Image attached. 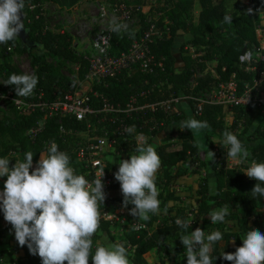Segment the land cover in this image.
<instances>
[{
    "label": "trees",
    "instance_id": "obj_1",
    "mask_svg": "<svg viewBox=\"0 0 264 264\" xmlns=\"http://www.w3.org/2000/svg\"><path fill=\"white\" fill-rule=\"evenodd\" d=\"M47 1L57 2L56 0H25L24 26L30 47L24 45L19 38L0 44V78L2 79L0 92L9 90L16 97L14 86L3 84L10 74H23L17 65L9 61L12 53L27 54L30 57L32 72L38 77L33 95L28 98H18L28 100L39 92L50 100L62 97L67 93H73L77 83L86 77L87 62L75 54L72 37L66 32L52 31L48 28L44 15V4ZM126 2L145 6V0ZM195 2L199 6L196 17ZM248 9H252V12L249 13ZM263 11L264 0H247L246 3L238 0H156L153 5L146 8V11L137 13L139 18L137 29L129 21H125L129 31L134 33L133 36L130 37L125 32L113 33L112 43L116 52L126 51L131 42L145 30L147 16L160 12L157 24L165 30V33L162 39L151 44V51L156 59L165 58L162 68H158L154 73L135 72L124 79L110 81L107 88L97 87V89L104 92L112 103L124 106L131 95L150 90L152 85L159 83L160 85L154 87L146 96H138L139 102L152 103L171 95L196 98L211 88L216 81L227 80L232 73L243 81H249L251 75L244 73L239 67L238 57L244 47L257 42L256 28L261 26L264 15L261 17L260 13ZM225 14L232 16L231 24L222 22ZM187 46L192 50L189 51ZM47 57L57 60V65L52 66ZM212 61H215L214 72L207 69V63ZM67 62L77 66L76 80L60 72ZM195 103L192 98L182 99L178 106L181 114L174 113L167 120L161 111L157 112L158 119L163 122L152 131L148 127L141 128L139 120H129L130 125H135V132L117 137L114 151L105 154V169L115 173L118 170L119 160L128 159L129 155L135 154L138 134L142 133L147 142L155 146L161 160L156 183L165 188L164 196L161 193L159 196H163L161 205L165 209L166 216L151 214L148 221H143L148 230L140 232L133 231L131 222L127 221L117 240L109 221L103 217L105 211H114L118 205H122L120 184L115 180L110 187L104 189L107 203L100 205V226L92 237L93 250L97 244L119 242L127 248L131 264H151L146 257L151 251L159 253L158 264H167L161 256L163 250L175 257L174 264H186L185 250L179 239L186 233L175 223L179 218L192 221L188 233L196 228L204 230L207 234L216 230L221 231L223 238L213 244L211 255L216 257L213 264H231L221 258L224 252H234L241 246L240 239L248 230L258 229L264 233V199L259 197L253 199L250 192L256 181L248 178L241 169L226 166L224 146L221 142L222 133L225 130L231 132L244 116L245 126L241 134H246L251 129V132L246 134V140L254 139L255 142L250 148V160L264 162V130H261L264 128V111H252L245 115L241 109L236 108L231 126H226L223 119L224 109L221 105L203 103L201 112L196 114L193 109ZM6 105L7 109L0 118V158H9V167L15 161H22L24 153L29 150L34 153L33 167H35L40 156L43 153L47 154L46 145L55 141L59 150L69 155L70 166L75 168V173L84 175L87 180L91 179V175L83 174L84 169L78 168L73 151L76 141L79 140L74 132L85 131V122L63 118L61 125L66 131L65 142L59 137V125L55 119L47 121L45 129L31 138L26 132L37 122L40 113L20 115L12 102L8 101ZM190 117L206 120L210 127L200 133L187 129L181 131L180 122ZM95 133H102L99 126H96ZM247 141H242L245 147ZM202 144L207 145L208 151L214 152L213 159L207 155L206 149L200 147ZM201 153L203 159L198 163L205 175L201 177L196 191V207L169 206L168 201L179 200V196L169 189V185L181 176L196 173L189 169V165L198 160ZM224 205L229 206V215L226 216L225 222L211 223L208 213ZM132 207L134 206L129 204L126 208ZM228 221L234 222L236 228H227ZM233 239H235L234 243ZM20 253L21 256L15 259L14 256ZM0 264H42L38 255L30 254L26 245L21 247L17 243L14 230L4 220L2 211H0Z\"/></svg>",
    "mask_w": 264,
    "mask_h": 264
},
{
    "label": "clouds",
    "instance_id": "obj_2",
    "mask_svg": "<svg viewBox=\"0 0 264 264\" xmlns=\"http://www.w3.org/2000/svg\"><path fill=\"white\" fill-rule=\"evenodd\" d=\"M24 8L25 0H0V44L15 41L19 33L26 30ZM222 22L231 24L232 16L225 14ZM109 31L134 35L128 24L117 18L110 21ZM100 39L107 42L105 37ZM3 84L14 86L16 97L28 98L33 95L38 77L34 73H13ZM209 127L206 120L192 117L179 125L181 131L187 129L196 133ZM125 131L134 133L135 125L126 127ZM222 136L223 144L229 146L228 157L242 162L250 156L237 135L225 130ZM137 139L135 154L118 161L114 179L120 184L122 205L134 206L129 210L130 215L148 221L150 213H158L161 203L156 186L161 160L155 146L148 143L142 133ZM200 147L214 158V152L208 151L206 144ZM33 156L29 150L22 161H15L11 167L9 158H0V177H6L3 191H0V211L12 226L17 243L21 247L26 245L30 254L38 255L42 264H89L90 259L91 264H131L123 243L97 244L93 250L92 237L100 226V205L106 199L101 179L105 168L89 182L84 175L75 173L69 155L59 150L55 141L50 142L47 154L40 156L35 167ZM244 174L256 181L250 191L253 199H264V162L251 161ZM228 215V205L208 213L213 224L225 222ZM175 223L186 233L179 238L185 250L186 264H213L216 259L211 255L213 244L223 238L221 231L206 235L204 230L196 228L188 233L192 221L178 218ZM240 240L241 246L234 252H224L221 258L231 264H264V233L251 229Z\"/></svg>",
    "mask_w": 264,
    "mask_h": 264
},
{
    "label": "built area",
    "instance_id": "obj_3",
    "mask_svg": "<svg viewBox=\"0 0 264 264\" xmlns=\"http://www.w3.org/2000/svg\"><path fill=\"white\" fill-rule=\"evenodd\" d=\"M127 0H105L99 3L98 0H86L91 12L92 22L97 23L93 30L89 47L83 51L81 57L87 62V74L82 80L83 83L73 93H67L62 97L46 99L42 92L35 93L34 97L28 100L14 97L9 90L0 92V103L12 102L18 114L28 115L40 113L37 122L26 132L31 138L45 129L47 121L55 119L58 126L59 137L65 142L66 131L61 125L63 118L75 119L85 122L86 130L83 133L87 136L84 142L76 141L73 151L79 169H84L83 174L91 175L89 182L96 179L105 168L104 154L113 152L117 143V137L124 136L126 127L131 126L129 120H139L141 128L148 127L150 131L157 129L162 122L157 117V112L161 111L165 119H169L174 113L180 115L178 108L182 99L192 98L196 101L193 109L196 114L201 112L203 103L210 102L221 105L225 111H229L235 116V109L239 108L243 113L264 111V41L260 40L258 33L260 26L256 28L257 42L243 48V52L238 57L239 67L244 73L251 75V80L243 81L232 73L225 81L218 80L211 88L201 93L196 98L190 96H169L168 98L157 100L152 103H140L138 96H146L147 93L158 87L159 84L152 85L150 90L141 91L129 97L124 106L114 104L104 92L97 87L107 88L110 81L124 79L135 72L154 73L158 68H162L164 57L155 58L151 51V44L162 39L165 30L157 24L160 12L148 15L146 18V28L142 34L134 39L128 49L116 52L113 47V33L109 31V24L113 18L119 22L129 21L132 24L134 16L138 12L146 11L156 0H145V6L128 4ZM86 28L82 25L78 27V34ZM105 37L106 41L100 39ZM99 42V47H97ZM188 50L192 48L187 46ZM80 56V55H79ZM219 79V77H217ZM86 86L82 90V87ZM191 83V87H192ZM99 126L101 134H96V126ZM245 126L244 116L240 119L237 127L231 132L238 133ZM261 130H264L262 128ZM81 133L75 131L78 136ZM138 136V135H137ZM138 140V139H137ZM225 151V163L228 147L223 144ZM50 143L46 145V150ZM218 151V149H216ZM15 155V153H13ZM227 167H235L227 165ZM74 168V167H73ZM75 170V168H74ZM104 189L110 187L115 181L112 170L104 169V176L101 178ZM107 202L104 200L103 204ZM131 208L118 205L114 211H105L103 217L109 221L112 230L115 222H120L124 228L127 221L131 222L132 230L140 232L148 230L143 221L130 215ZM122 228V230H123Z\"/></svg>",
    "mask_w": 264,
    "mask_h": 264
},
{
    "label": "rangeland",
    "instance_id": "obj_4",
    "mask_svg": "<svg viewBox=\"0 0 264 264\" xmlns=\"http://www.w3.org/2000/svg\"><path fill=\"white\" fill-rule=\"evenodd\" d=\"M98 1H99V3H101V2H104L105 0H98ZM235 1H237V0H235ZM239 1H242L243 3L247 2V0H239ZM261 13L263 16L264 11ZM44 15L46 17L47 26L49 29H51L52 31L66 32L72 37V48H73L76 55L81 56L83 54V51L89 47L91 35L93 33V30L97 27V23L92 22L91 12H90V9L87 5L86 0H82L76 7L70 8V9L59 8L56 6H51L49 4L44 8ZM138 23H139V18L137 15H135L134 19L132 21V25L134 26V28H136V29L138 28V26H136V25H138ZM80 25H82L84 27L86 26L88 28H86L81 34L80 33L78 34V27ZM47 60L52 66L57 65V60L52 59L50 57H47ZM9 61L11 63L17 65L22 70L23 73H29V74L33 73L32 69L30 67V57L27 54H25V53H12V55L9 57ZM214 63H215L214 61L207 63V69L211 72H214L213 71ZM60 72L66 77H69V78L75 79V80L77 79V66L74 63L67 62L64 65V67H62L60 69ZM0 82H2L1 78H0ZM82 83H83V81H81V82L79 81L78 87L80 85H82ZM85 88H86V86H83L82 90ZM6 106H7L6 103H0V118L4 115L5 110L7 109ZM234 117L235 116H232L229 111H225L224 118H223L224 124L226 126H231V124L234 120ZM241 132H242V130H240L238 133H234V134L237 135L238 139H240L241 141H247L246 140V134L250 133L251 129H249L246 134H241ZM78 137H79L78 142H84L87 139V136L83 132L79 133ZM214 140L217 141L216 138H214ZM253 140L251 139V140L247 141L246 148L249 151V153H250L251 145H253L255 143ZM222 141H223V138L221 139V142ZM227 147H229V146H227ZM44 155H45V153H43L41 156H44ZM201 159H203L202 153L198 157V160L192 162L189 165V169L191 171H195L199 175L203 171V168L198 163ZM226 163H227V165L237 166V167L243 168L245 171L247 169V167L250 165L251 160H250V156H249L247 159H244L242 162H238L237 160H233L231 157L227 156ZM200 179L201 178L199 177L196 180H194L193 183L191 182L188 184H186V183L180 184V183L176 182V180H175V182H173L171 185H169V189L175 191L176 195L179 196V200L178 201L170 200V201H168V205L169 206L181 205V206H185L188 208H195L197 205V193H196V191L198 189V184H199ZM5 180H6V177H0V191H3ZM156 186L159 190V195L161 193L164 196L165 188L163 187V185L156 183ZM178 193H181V194H178ZM163 196H158V199L161 201V203L163 200ZM161 203H160L159 211L156 214L159 217H165L166 216L165 209L162 208ZM149 215L151 216V213ZM136 219H138L140 221L142 220L139 218H136ZM142 221H144V220H142ZM126 224H127V222H126ZM226 227L229 229H235L236 228L234 222H232V221L226 222ZM122 228H123V226L120 222H115L113 224L112 233L117 240L121 236ZM205 233L207 235V232H205ZM20 256H21V253L15 255L14 258L16 259ZM161 256H163V258L167 262V264H174L175 257L172 254H167L165 252V250H163L161 253ZM184 256H185V253H184ZM146 257L151 264H158L157 261H158L159 253H157L155 251H151L146 255Z\"/></svg>",
    "mask_w": 264,
    "mask_h": 264
},
{
    "label": "crops",
    "instance_id": "obj_5",
    "mask_svg": "<svg viewBox=\"0 0 264 264\" xmlns=\"http://www.w3.org/2000/svg\"><path fill=\"white\" fill-rule=\"evenodd\" d=\"M56 1L57 2H55V1H47V2H45L44 8L47 5L50 4L51 6H56V7H59V8L70 9V8L76 7L82 0H56ZM217 1H220V0H217ZM231 1H235V0H231ZM198 11H199V6H198V3L195 2V5H194V16L195 17L197 16ZM260 16L263 17L262 13H260ZM258 36L260 37L261 41H264V18H262V22H261V26H260V32L258 33ZM213 66H215V63H214ZM204 175H205V172L203 170L200 175L198 173H191V174H188V175H185V176H181V177L176 179V182H178L180 184H183V183L188 184V183H191V182L193 183L194 180H196L199 177L200 178L204 177ZM178 194H181V193H178Z\"/></svg>",
    "mask_w": 264,
    "mask_h": 264
},
{
    "label": "water",
    "instance_id": "obj_6",
    "mask_svg": "<svg viewBox=\"0 0 264 264\" xmlns=\"http://www.w3.org/2000/svg\"><path fill=\"white\" fill-rule=\"evenodd\" d=\"M18 38L20 39V41H21L24 45H26V46H28V47L31 46V44H30L29 41H28V36H27V32H26V30H22V31L19 33ZM242 52H243V49H242L241 53H242Z\"/></svg>",
    "mask_w": 264,
    "mask_h": 264
}]
</instances>
